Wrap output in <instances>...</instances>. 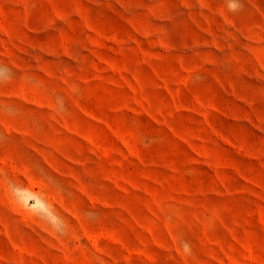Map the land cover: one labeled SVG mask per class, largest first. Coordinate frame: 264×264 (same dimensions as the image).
Instances as JSON below:
<instances>
[{
    "label": "rangeland",
    "instance_id": "1",
    "mask_svg": "<svg viewBox=\"0 0 264 264\" xmlns=\"http://www.w3.org/2000/svg\"><path fill=\"white\" fill-rule=\"evenodd\" d=\"M0 264H264V0H0Z\"/></svg>",
    "mask_w": 264,
    "mask_h": 264
}]
</instances>
